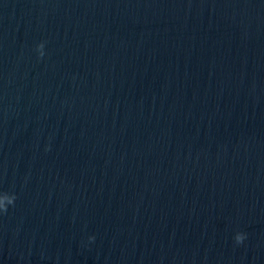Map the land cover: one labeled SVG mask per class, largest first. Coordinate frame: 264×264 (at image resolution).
<instances>
[{
    "label": "water",
    "instance_id": "95a60500",
    "mask_svg": "<svg viewBox=\"0 0 264 264\" xmlns=\"http://www.w3.org/2000/svg\"><path fill=\"white\" fill-rule=\"evenodd\" d=\"M4 192L0 264H264V0H0Z\"/></svg>",
    "mask_w": 264,
    "mask_h": 264
},
{
    "label": "clouds",
    "instance_id": "9594fccd",
    "mask_svg": "<svg viewBox=\"0 0 264 264\" xmlns=\"http://www.w3.org/2000/svg\"><path fill=\"white\" fill-rule=\"evenodd\" d=\"M45 44L42 42L37 46V51L39 52L40 57L45 55L44 52ZM17 196L15 193L4 192L0 194V214H7L9 206H14ZM247 239V234L244 232H237L234 236L235 243L237 245L243 244ZM89 240L94 242L95 236L89 237Z\"/></svg>",
    "mask_w": 264,
    "mask_h": 264
}]
</instances>
